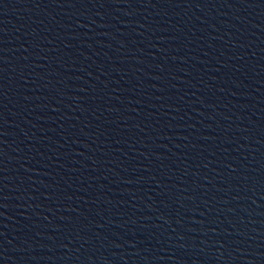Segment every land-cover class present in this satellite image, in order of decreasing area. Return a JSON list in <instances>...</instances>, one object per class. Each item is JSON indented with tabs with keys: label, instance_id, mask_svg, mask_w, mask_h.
I'll return each mask as SVG.
<instances>
[{
	"label": "water",
	"instance_id": "water-1",
	"mask_svg": "<svg viewBox=\"0 0 264 264\" xmlns=\"http://www.w3.org/2000/svg\"><path fill=\"white\" fill-rule=\"evenodd\" d=\"M0 264H264V0H0Z\"/></svg>",
	"mask_w": 264,
	"mask_h": 264
}]
</instances>
